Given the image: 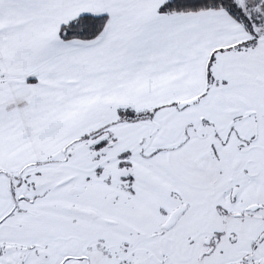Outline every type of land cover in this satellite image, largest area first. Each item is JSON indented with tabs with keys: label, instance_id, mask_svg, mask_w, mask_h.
<instances>
[{
	"label": "snow or ice",
	"instance_id": "1",
	"mask_svg": "<svg viewBox=\"0 0 264 264\" xmlns=\"http://www.w3.org/2000/svg\"><path fill=\"white\" fill-rule=\"evenodd\" d=\"M0 264H264V0H0Z\"/></svg>",
	"mask_w": 264,
	"mask_h": 264
}]
</instances>
